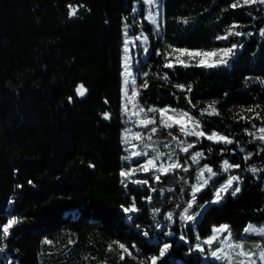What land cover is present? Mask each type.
Returning <instances> with one entry per match:
<instances>
[{
	"label": "trees",
	"instance_id": "16d2710c",
	"mask_svg": "<svg viewBox=\"0 0 264 264\" xmlns=\"http://www.w3.org/2000/svg\"><path fill=\"white\" fill-rule=\"evenodd\" d=\"M234 1L162 0L157 34L141 10L135 11L139 0H0V226L19 221L6 243L12 264H151L164 242L148 227L150 210L167 214L168 207L180 203L182 208L190 197L195 184L190 172L185 183L164 176L154 192L121 183L124 29L141 30L148 44L135 71L140 105L187 111L206 131L233 139L207 152L209 166L225 159L251 166L254 159L245 160L240 148L254 150L244 130L264 126V119L245 111L259 106L264 118V4L232 8ZM68 5L78 8L75 16H69ZM233 25L242 35L217 39ZM233 44L226 65L163 66L172 48L212 51ZM145 80L146 88L141 87ZM79 84L87 89L83 97L75 94ZM213 102L219 115H201ZM104 112L111 114L107 123L100 118ZM207 144L202 140L200 148ZM253 167L256 175L242 178L236 196L209 205L185 226L175 218L176 236L165 238L172 247L157 264H217L204 261L192 246L214 227L229 225L234 237L243 239L245 227L264 225V166ZM222 181L197 193L198 207L213 200ZM133 203L138 211L125 212ZM120 243L131 256L122 253ZM0 264H6L1 257Z\"/></svg>",
	"mask_w": 264,
	"mask_h": 264
},
{
	"label": "snow or ice",
	"instance_id": "6c2138e0",
	"mask_svg": "<svg viewBox=\"0 0 264 264\" xmlns=\"http://www.w3.org/2000/svg\"><path fill=\"white\" fill-rule=\"evenodd\" d=\"M145 3L148 5H152L155 3V0H145ZM264 4V0H236L235 3L231 4L232 8L242 7L246 5H253V4ZM69 7V16H75L78 12L77 7H73L72 5H68ZM82 7V5H81ZM151 23L155 24L156 20L155 17L152 15L151 12L148 13L146 17ZM186 22V21H185ZM237 27L233 25L231 29H229L228 35H242L241 32L233 31V29ZM261 34L264 35V30L261 31ZM228 35L226 36H218L217 39H227ZM125 36H127V32H125ZM139 39V37H137ZM146 39V37H145ZM129 41L126 39L124 41V51L127 53L129 51L128 48ZM171 48V46H169ZM237 47L236 44H233L231 47L227 48H218L212 51H203V50H189L186 48H172L170 53L165 55V68H172L175 64H179L182 66H190L189 61H196V66L201 67H217L221 65H226L228 62V58L233 54L234 49ZM147 52V48L144 49ZM160 54L159 52L157 53ZM170 57H174L173 59ZM187 57V60L184 59ZM145 75H147L145 73ZM129 76L131 73L129 72V63L128 57L125 58V73H124V87H123V96H124V103L122 105V115L127 117V122L134 123L137 127L142 129H148L147 134L141 131L133 132L132 129L126 128L124 134L122 136V143L125 145H130V148H126L125 151H129L130 155L125 156L124 159L126 161H131L134 159H138L141 156L147 157L149 155L148 151L145 149H150L154 151V155L151 158H148L144 163H138L135 167H129L120 172V176L122 177L121 183L127 187V182L133 184H148V180L144 179H133L137 173H155L153 179L159 183L161 182V178L163 176H168L169 174L175 173L178 170H182L183 172H188L189 168L185 165L187 164V160L184 163H181L178 157H175V152L172 151L170 153H165L163 151H159L153 148V137L160 131L161 129L167 131V135L172 138V140L178 141L177 147L179 148L180 152L188 154L189 151L195 148V144L200 142L202 139H206L213 143L217 144H226L230 145L233 144V139L229 138L227 135H223L217 131H206L201 121L196 119L195 117L191 116L187 111L177 110L175 108H145L144 106L140 105L138 102L139 91L136 86L135 79L129 80ZM163 79L167 80V74H164L162 77ZM148 86L147 81L145 80L141 87L146 88ZM175 87L179 88L181 91L185 90L184 85H175ZM187 91H191V87L189 86ZM87 93V89L83 84H79L75 87V94L79 97H83ZM131 93V94H130ZM69 102H72V97L68 98ZM107 103V101H105ZM188 103L191 104V100H188ZM129 105H131V111H129ZM195 107V106H193ZM259 106H256L258 108ZM256 108H248L245 111L249 113H255V118L257 119H264L261 118L260 113L256 111ZM152 115H149V114ZM158 114V118L157 115ZM208 114V115H219L218 110L215 107V102L209 104L206 108L201 110V115ZM104 119H110L111 114L108 112L102 113ZM243 120H247V117L241 116ZM158 125V126H157ZM178 128L179 133L184 137H195L196 140L193 143L188 142L187 140H179L177 136L173 135L170 129ZM253 128H256L255 132L249 131L245 129L244 131L254 140H259L260 142L264 143V126L259 128L256 125H253ZM147 141V142H145ZM142 145V147H141ZM165 148H169L168 144H164ZM209 152L212 151L211 148L208 149ZM223 151V150H222ZM241 152H244L243 148H240ZM205 153L203 151H194L191 153L190 160L193 164H199L200 160L204 158ZM166 157L164 162L159 161L162 158ZM251 158V153L245 156V160ZM92 166V165H90ZM239 164H232L227 159L223 160L221 165V169L223 173H228L233 168H239ZM252 173H256L258 171L257 168L252 167L249 169ZM219 173L214 171L211 166L208 164H204L203 167L198 171L195 179L197 183L191 186V200L188 202L187 207L183 209V212L180 213V219L182 221H192L194 220V216L189 214V210L193 207V204L196 202V194L201 192L204 188H206L209 183L213 180V178L217 177ZM241 178L238 175H228L227 179L220 184L218 188L215 189L213 195V203H218L223 199V195L228 193L231 190V195L236 196L240 191L241 188L239 187V182ZM31 183V182H29ZM234 184L236 185L234 187ZM152 191H156L155 188H152ZM163 191V189H161ZM172 191V189H169ZM183 191V189L181 190ZM149 202L151 201L152 197H147ZM125 212H136L138 209L136 208L135 204L133 203L131 207L124 209ZM160 209L156 208L153 209L154 213H158ZM173 213L169 212L166 216V219L172 220ZM17 219H9L7 223L3 225V236L6 238L9 235V229L18 223ZM245 234H256L260 237H264V228H256L252 225H249L243 229ZM227 233V236L224 241H222V246L218 247L216 250L211 251L210 256L216 260L222 261L223 264H264V242H255L252 244L251 248H246L243 243H234L233 242V233L230 230L229 225H221L213 229V236L209 239L205 240L204 243L211 245L213 240L217 238V234ZM147 235V233H145ZM181 239L184 240L185 237L181 236ZM45 243H51L50 241H45ZM119 248L122 250V253H126L127 255L131 256L132 252L126 247L123 243H120ZM111 245L109 248L111 249ZM135 248V245L132 246ZM172 247L169 243H164L162 247L159 248V254L153 255L151 257V264H157L158 260L164 258L166 254L169 252L170 248ZM198 250L201 252L204 251L199 245H197ZM2 250V249H0ZM135 258V257H133ZM120 259H124V255L121 254ZM143 264V262H141Z\"/></svg>",
	"mask_w": 264,
	"mask_h": 264
},
{
	"label": "rangeland",
	"instance_id": "374dc122",
	"mask_svg": "<svg viewBox=\"0 0 264 264\" xmlns=\"http://www.w3.org/2000/svg\"><path fill=\"white\" fill-rule=\"evenodd\" d=\"M235 2H236V0L233 3H235ZM139 9L141 10V12L144 15V20H146L148 23L151 24V26L153 27V30L157 34H160L161 33V27H162V21H163V17H162V0H155V3L152 4V5H148L147 3H145V0H139V2L135 4V11H137ZM149 12H151L152 15L155 17V20H156L155 24L151 23L148 19H146V17L148 16ZM231 28L232 27L225 28V30H224L225 34L223 36L228 35L229 29H231ZM233 31H234V29H233ZM125 32H127V31L124 29L123 37H124V41L126 39L129 41V45H128L129 51L127 53H125V51H124V43H123V48H122V51H121V87H122V90H121L122 91V98H121V104H120L121 115H122V105L124 103L123 87H124V78H125L124 77V73H125V58L128 57L129 72L131 73V76H129V80L131 81L132 79H135V81H136L135 71L137 70L138 65L145 60V58L147 56V53H148L147 40L145 39V35H144V33L141 30L139 32H137V33H131V34H129L127 32V36H125ZM230 36H232V35H228V38ZM137 37H139V39H137ZM145 48H147V52L144 51ZM157 109H159V108H157ZM131 110H132L131 109V105H129V111H131ZM149 115H152V114L150 113ZM156 115H157V118H158V114H156ZM122 120L124 122L125 128L121 132V140H122V136H123L124 131H125L126 128L132 129L133 132L141 131V132H144L145 134H147L148 129H142L140 127H137L132 122H127V117H125L123 115H122ZM168 131H171L172 134L177 136L179 140H187L190 143H193L196 140L195 137H184V136H182L179 133L178 128L170 129ZM202 140H205V141L208 142V144H207L208 146L205 148L206 150L203 149V148H200V146L202 144ZM202 140L200 142L196 143L195 144V148L191 149L188 154H185V153L180 152L179 148L177 147L178 141L172 140V138L167 135V131L161 129L153 137V148H155V149H157L159 151H163L165 153H170V152L174 151L175 152V157L174 158L178 157L180 159L181 163H184V161L187 160V164L185 166L189 168L188 172H190V174L192 175V181L197 183L195 177H196L198 171L203 167V165L207 164V163H204V162H206V160L209 158V155L207 154V152L209 153L208 149L211 148L212 151H213L216 148V146H218V145L227 146L226 144H222V143L217 144V143H213L211 141H208L206 139H202ZM249 141L251 143L255 144V149L254 150L244 151V153H241L240 156L245 158V156L248 155V153H251V158L254 159V162L251 164V166H248V165L244 166L243 165V167L240 166L239 168H233L228 173H223L222 169H221V165L223 163V161H222L218 166H215V168L212 167L214 171H217L219 173V175L217 177L213 178V180L211 182H216V180L222 178V180H223L222 183H223L227 179L228 175H238L241 178V180L239 182V187L241 188V181H242V178L244 176H246V175L255 176L256 175L255 173H252L249 169L252 168L255 164H259V165H263L264 166V156H260L261 152H264V143L260 142L259 140H254L253 137ZM145 142H147V141H145ZM164 144H168L170 147L169 148H165ZM209 144H211V147L209 146ZM130 147H131L130 145L123 144L124 155H123V168H122V170H124L126 168H129V167H135V166H137L138 163H144L148 158H151V156L154 155V151L152 150V148L145 149L149 153V155L147 157L141 156L138 159H134V160H131V161H126L124 159V157L125 156H129L130 152L129 151H125V149L126 148H130ZM141 147H142V145H141ZM194 151H203L205 153L204 158H202L200 160L199 164H193L192 161L190 160L191 153L194 152ZM218 152L220 154L222 152V150H219ZM165 160H166V157L162 158V160L159 161L158 163L164 162ZM188 172H183L182 170H178L175 173L169 174L168 176L170 178H168V179L171 180V181H174V182H178V183H185V182H187V176L189 175ZM173 174H180V175L183 174V175H181L182 177L177 176V179H172L171 176ZM184 174H187V175H184ZM154 175H155V173H152V172L147 173V174L146 173H142V172L137 173V175L134 176L133 179H142V180L146 179V180H148V184L147 185L134 184V185H136L138 187L146 186V187H150L151 189L152 188L156 189L157 186H158V183L153 179ZM127 183H130V182H127ZM222 183H220V184H222ZM220 184L217 186V188L220 186ZM263 184H264V181H263ZM235 186L236 185L234 184V187ZM151 192H154V191L151 190ZM227 195L232 196L231 195V190H229L228 193L223 195V199L220 202H222ZM196 196H197V194H196ZM232 197H234V196H232ZM213 199H214V197H213ZM190 200H191V193H190V197L187 199L185 205L182 208H181V204L180 203H175V204L171 205L170 209H169V207L166 209L167 214L169 212L173 213L172 220L166 219L167 214H163L162 213L159 216V214H160L159 212L158 213H154L153 210H150V213H151L150 217H151L152 222L148 224V227L156 234V236H157V238L159 240H161L162 242L166 243V239H165L166 237L172 238V237L176 236L173 233V229H172V225H171L172 222H174L175 218H177L180 221L179 222L181 224L180 226H185L187 224L193 223L194 220L198 219V217L203 213V211L209 205L220 203V202L213 203L212 202L213 200H212L210 203H207V204H205V205H203L201 207H198L196 202H195L193 204V207L189 210V214L193 215L195 217L194 220H192V221H182L180 219V213H182L183 209L185 207H187V204H188V202ZM150 202L148 200V203H150ZM253 227L264 228V225L253 226ZM213 229L211 231V235L208 238H206V239H204V240L200 241L199 243H197V244L192 246V251L193 252H198L200 254L201 258L204 261L210 260L212 262H216L217 264H223L222 261H219V260H216V259L212 258L210 256V253H211V251H214L218 247L222 246L221 242L225 240V238L227 236V233L217 234V238L213 240V243L211 245H208V244L204 243L205 240H207V239H209L210 237L213 236ZM240 236H242L243 239H238V238L234 237V235H233V242L234 243H243L246 248H251L252 244L255 243V242H264V237H260V236H258L256 234H245L244 232H242ZM6 238L3 236V226H0V249H2L1 253H2L3 250H5L4 249V243H5V239ZM178 241H184V240L181 239V236H178ZM197 245H199L201 248H203L204 251L201 252L200 250H198ZM10 258H11V255H7L3 259H4V261H8V260H10ZM174 264H179V260H174Z\"/></svg>",
	"mask_w": 264,
	"mask_h": 264
},
{
	"label": "bare ground",
	"instance_id": "6f19581e",
	"mask_svg": "<svg viewBox=\"0 0 264 264\" xmlns=\"http://www.w3.org/2000/svg\"><path fill=\"white\" fill-rule=\"evenodd\" d=\"M3 226V225H2ZM9 235L7 236V238L5 239V243H4V249L6 250V243H7V239H8ZM2 246V245H1ZM11 259V258H10ZM16 259V258H15ZM4 261V259H3ZM14 263V262H13Z\"/></svg>",
	"mask_w": 264,
	"mask_h": 264
},
{
	"label": "water",
	"instance_id": "95a60500",
	"mask_svg": "<svg viewBox=\"0 0 264 264\" xmlns=\"http://www.w3.org/2000/svg\"><path fill=\"white\" fill-rule=\"evenodd\" d=\"M101 118V121L107 123L109 121V119H104L103 116L100 117Z\"/></svg>",
	"mask_w": 264,
	"mask_h": 264
}]
</instances>
